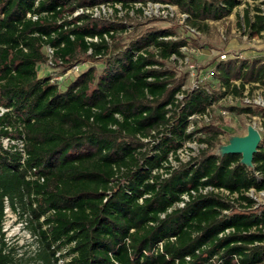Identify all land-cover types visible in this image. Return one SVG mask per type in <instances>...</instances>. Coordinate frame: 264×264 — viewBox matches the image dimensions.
Instances as JSON below:
<instances>
[{
  "label": "trees",
  "instance_id": "obj_1",
  "mask_svg": "<svg viewBox=\"0 0 264 264\" xmlns=\"http://www.w3.org/2000/svg\"><path fill=\"white\" fill-rule=\"evenodd\" d=\"M146 1L177 5L197 30L240 3L0 0V137L23 136L25 152L22 160L0 142V238L7 204L26 217L40 264H264V203L245 194L264 190V133L248 166L239 154L214 152L219 127L185 131L190 115L224 94L264 86V59L214 60L219 88L209 96L183 89L184 76L167 64L172 55L182 58L186 45L173 28L141 29L119 44L118 33L131 26L128 13L72 15L102 3L128 10ZM243 21L251 33L264 30L259 14L251 21L245 10ZM46 45L65 66L83 54L107 61L100 73L91 65L60 84L38 69ZM228 109L264 116L250 106ZM201 130L206 147L179 160L176 150ZM206 186L236 197L201 192ZM12 262L1 242L0 264Z\"/></svg>",
  "mask_w": 264,
  "mask_h": 264
},
{
  "label": "rangeland",
  "instance_id": "obj_2",
  "mask_svg": "<svg viewBox=\"0 0 264 264\" xmlns=\"http://www.w3.org/2000/svg\"><path fill=\"white\" fill-rule=\"evenodd\" d=\"M259 3L258 0H240V3L231 14L217 21H207L206 29L198 30L199 32L196 35L187 34L176 19H144L143 17H139L137 13H133L130 7L128 10L123 9L121 3L118 2L114 3V5L105 3L103 7L104 9L106 8L107 12H112L110 14L106 13V16H110L108 18L115 16L123 18L126 13L131 15V18L124 17V20L131 26L128 27L127 32L118 33L117 42L119 44L128 42L130 37L141 29L148 27L173 28L176 31L177 37L186 39V45L180 49L183 57L180 58L181 61H175L174 63L178 74L185 77V87L189 86L193 80L199 79L201 80V85H207L214 92L218 90L219 84L216 79L212 78V70L214 69V60L219 58L221 54H225L226 59H252L253 57L264 59V36L259 33H251L246 26L245 28L242 27V24H244L242 16L245 10H247L248 16L253 21ZM115 5L118 9L116 15L112 11ZM132 5L133 3L130 4V6ZM77 58L69 66L55 62V65L50 67L46 65H39V67L42 71L50 74L52 80L64 83L75 73L76 69L81 70V68L93 65L96 68V72L100 73L107 61L106 57L91 59L84 54L78 55ZM168 63L170 66L173 65V62ZM71 66L73 69L70 68ZM191 70L193 71L192 74ZM250 92L251 94L264 92V89L254 88ZM250 107L258 112H263V109L258 106ZM224 108H229L228 100L223 99L215 103L211 108L213 118L210 123L199 126V128H202L212 125L221 129L214 152L221 153L222 149H224L223 146H226L233 137L245 135L249 125L263 129V131L259 130L262 136L264 133V122L260 121L259 118L244 114L237 115L230 111L227 114L220 113ZM196 135L204 137L207 134L201 130ZM182 158H185L184 154ZM251 195L259 203L264 202V193L253 191ZM19 212H21V209ZM26 222L27 219L24 215L19 214L17 211L13 212L5 204L1 230L3 235L0 238V243H4L5 251L11 255L13 260L11 264H40L36 258L39 243L36 241L35 235L27 227Z\"/></svg>",
  "mask_w": 264,
  "mask_h": 264
},
{
  "label": "built area",
  "instance_id": "obj_3",
  "mask_svg": "<svg viewBox=\"0 0 264 264\" xmlns=\"http://www.w3.org/2000/svg\"><path fill=\"white\" fill-rule=\"evenodd\" d=\"M258 1L260 3L258 4V10L256 11V14L261 15L263 17V19H264V0H258ZM104 5H105V3L98 4V5H95L93 7H89V8H85V9L78 8V9H76L74 11L73 15H76V14H78L80 12H85V13L91 14L92 16L108 18L110 16H108V15L106 16V13H109V12L106 11V8L104 9V7H103ZM132 6H133V8L131 7L130 9L133 11V13H135L134 9H140L141 10V14L138 15V16L139 17H143L144 19H151V20H156V19H164V20L176 19L178 21V23L184 28V30L186 31L187 34L196 35L199 32L195 27L191 26L190 24H188L186 22L187 14L184 13V12H181L179 10L178 6L175 5V4H172V3H169V2H166V1H146L144 3H142V2H134ZM114 7L116 8L117 6L115 5ZM98 8H100V9H98ZM118 8H120V7H118ZM112 11H114V9H112ZM110 13H112V12H110ZM28 16H30V14H28ZM32 18L35 19L36 16H32ZM242 27L245 28L244 24H242ZM259 34L264 36V30L260 31ZM174 38H176V37H174ZM87 39L88 40H93V41L97 40L96 38H87ZM185 41H186V39H185ZM43 52L45 54V61L43 63H40L39 64L40 66L46 65L47 67H50V66L55 65V62H58V63L61 62L60 60H58L57 58L54 57V49L51 46H49V45L44 46L43 47ZM219 59H223V60L226 59L225 54H221ZM170 61L173 62L172 68L175 71H177V73H178V70L174 66V63H175V61H181V59L180 58H176L175 55H172L170 57ZM39 65H38V69L41 70ZM74 67H76V66H74ZM70 68H72V66ZM79 70L80 69H76L75 73L77 71H79ZM190 72H191V74L193 73L192 70ZM51 81H55V80H52V76H51ZM185 83H186V80H185ZM185 83L182 86V88L185 89V90L186 89L193 90V89H196V88H202V89H204L206 91V93L209 96H212L214 94L213 90H211L207 85H201V80H199V79L193 80L192 83L189 86H187V87H185ZM60 84H62V83H60ZM233 84L235 86L239 87V81H237V80L233 81ZM252 85L255 86L254 87L255 89H260V90L264 89V86L259 85L258 83H253V84H250V85L249 84H244L243 85V89L241 90L240 94H238V95L231 94V93L224 94L223 96L218 98L216 100V102L212 103L204 112L195 113V114L190 115L188 117L189 122H188V125H187L185 131L186 132L195 131L197 128H199V126H201L203 124L210 123V121L213 118V114L211 112L212 106L215 103H217L218 101L223 100V99L228 100L229 107H232V106H258V107L262 108L263 112H264V96H263L264 92H256L254 94H251L250 91H252L254 89V88H252L250 90V88H251L250 86H252ZM222 90H223V88H221V91ZM176 97H177V99H181L182 98V94H177ZM3 111H4V109L2 107H0V115L2 114ZM220 113L227 114V113H229V109H225L224 108V109H222L220 111ZM244 115L250 116L248 114H244ZM251 117H257V118L260 119V121L264 122V116H262V117H260V116H251ZM254 128L258 131L259 135H260V131L259 130L263 131V129H261L260 127H259V129L256 128V127H254ZM196 134H197V132L193 135L192 139L184 142L181 145V147H179L176 150L175 155L178 157L179 160L186 161V160L190 159L191 157H195V156L198 155V153H199V151L201 149L206 147L205 143L200 142L198 140L199 136H197ZM260 137H261V135H260ZM0 142H1L2 147L5 148V149L9 148V149L17 150L22 155V160L24 159L25 152H24V139H23V136H21V137L1 136L0 137ZM183 154H184L185 158H182ZM172 163L175 164V161L172 160ZM256 175H258V174L256 173ZM200 191L203 192V193H205L207 191H213V192L219 193L220 195H224L228 199H230V202H233L231 199L233 197H236L235 194L230 195L228 193V191H226V190H224L222 188L217 189V188H213V187H210V186H206V187L200 189ZM253 191L257 192V193H259V192L260 193H264V190L255 191L254 189L251 188L248 191H246L245 194L247 196L253 198L252 195H251V192H253ZM182 198H183V200H187L188 199V195H183ZM253 199L256 201L257 204H262V203H259L255 198H253ZM178 205H180V206L183 205V202L178 203ZM228 231L229 230L227 229L226 232H228Z\"/></svg>",
  "mask_w": 264,
  "mask_h": 264
},
{
  "label": "water",
  "instance_id": "obj_4",
  "mask_svg": "<svg viewBox=\"0 0 264 264\" xmlns=\"http://www.w3.org/2000/svg\"><path fill=\"white\" fill-rule=\"evenodd\" d=\"M261 137L253 126L247 127V133L243 136H235L231 141L223 146L221 153H233L241 156V163L251 166L252 158L260 145Z\"/></svg>",
  "mask_w": 264,
  "mask_h": 264
},
{
  "label": "crops",
  "instance_id": "obj_5",
  "mask_svg": "<svg viewBox=\"0 0 264 264\" xmlns=\"http://www.w3.org/2000/svg\"><path fill=\"white\" fill-rule=\"evenodd\" d=\"M82 69H85V68H82Z\"/></svg>",
  "mask_w": 264,
  "mask_h": 264
}]
</instances>
